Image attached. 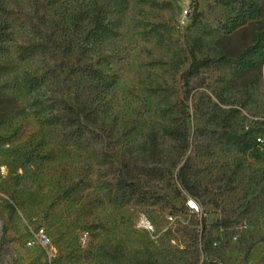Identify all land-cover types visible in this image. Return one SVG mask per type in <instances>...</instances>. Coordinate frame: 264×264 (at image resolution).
<instances>
[{"label": "rangeland", "instance_id": "374dc122", "mask_svg": "<svg viewBox=\"0 0 264 264\" xmlns=\"http://www.w3.org/2000/svg\"><path fill=\"white\" fill-rule=\"evenodd\" d=\"M1 1L11 10L31 11L25 0ZM85 1L67 0L71 6ZM257 1L262 16L228 31L234 7L216 0H130L119 34L105 46L103 68L118 76L103 106L110 135L106 143L88 147L63 142L60 131L41 123V115L28 107L30 96L11 90L15 80L46 68L40 58L20 57L18 46L29 41L31 32L21 18L15 21L10 50L0 57V134L9 137L0 144V264H259L264 259V240L255 242L264 235V194L259 193L264 145L257 158L222 151L205 157L198 136L199 127L212 126L207 115L213 108L219 113L220 104L241 109L237 129L244 121L264 137V123H256L264 120V0ZM185 8L189 17L182 27ZM196 12L202 15L196 18ZM188 45L198 49V58H255L258 65L243 71L225 64L204 68L185 83L181 73L191 61ZM60 78L38 90L40 100L72 94L77 82L64 74ZM172 101L189 112L182 117L192 142L187 152L195 156L200 210L188 208L192 196L175 195L176 179L154 183L165 193L158 205L119 207L110 198L113 165L143 158L151 136L168 163L177 155V144L164 134ZM144 213L156 233L137 228ZM168 214L176 219L170 221ZM222 218L226 227L216 225ZM202 223L209 230L206 243L201 242ZM41 228L50 243L29 244ZM115 245L127 256L113 252Z\"/></svg>", "mask_w": 264, "mask_h": 264}, {"label": "trees", "instance_id": "16d2710c", "mask_svg": "<svg viewBox=\"0 0 264 264\" xmlns=\"http://www.w3.org/2000/svg\"><path fill=\"white\" fill-rule=\"evenodd\" d=\"M25 1L31 6L29 12L21 9L11 10L0 0V57L8 54L15 21L21 18L31 34L28 42L18 46L19 55L22 59L40 58L46 68L39 74H27L24 80H15L10 86L11 90L21 97L28 94V107L41 115V123L56 127L63 142L86 147L95 142L106 143L110 130L103 117V106L109 90L117 83L118 76L103 68L108 62L105 46L111 38L119 34V27L129 8L130 0H87L75 6L68 4L67 0ZM216 2L226 7H234L235 13L227 18L228 31L248 20L258 19L263 14L257 0ZM200 15L201 12H196L195 17ZM188 46L191 61L181 73L185 83L200 76L204 68H218L225 64L243 71L249 66L258 65L255 58L238 59L228 55L198 58V49L193 45ZM255 52H259V49H255ZM62 74L77 82L72 94L47 95L44 100H40L38 90L49 81L57 83ZM216 105L220 107L219 113L213 108L207 115V120L212 126L198 128V136L204 140L201 146L202 156L211 157L222 151L250 158L259 157L262 150L257 140L259 134L254 127L246 128L244 121L239 129L235 127L241 109L236 106L226 109L220 104ZM167 106L171 122L165 128L164 134L175 141L178 153L168 163L157 137L151 136L143 145V158L127 157L113 165L115 180L110 185V198L119 207L128 203L160 204L165 198V193L154 185L159 181L171 182L176 179L179 184L174 188L176 196H182V192H185L197 199L200 195L201 187L194 179L195 156L188 155L187 152L192 146L190 132L186 130L185 117H182V112L187 116L189 112L174 101L168 102ZM256 123L259 125L264 123V120H256ZM8 140V136L0 134V144ZM259 193L264 194V185ZM9 205L11 210L16 211V204ZM225 221L226 219L222 218L216 225L226 227ZM208 232L207 225L202 223V243L207 242ZM262 240L264 235L255 242ZM113 252H117L121 257L127 256L125 248L119 245L113 247ZM262 261L264 259L259 264H262ZM210 262L216 264L213 260Z\"/></svg>", "mask_w": 264, "mask_h": 264}, {"label": "built area", "instance_id": "2783aa9c", "mask_svg": "<svg viewBox=\"0 0 264 264\" xmlns=\"http://www.w3.org/2000/svg\"><path fill=\"white\" fill-rule=\"evenodd\" d=\"M188 17H189V12L185 8V10H183V13H181V16H180V19H181V22H182V27H184L185 24L187 23ZM257 140H258V143L261 146L264 145V137L262 135H259ZM187 199H188L187 200V205H188V208L190 210H192L193 212L200 210L198 201L196 199H194L193 197H191V198L188 197ZM168 218H169L170 221H174L176 219V216L172 215V214H168ZM137 228H139L141 231H144V232L145 231L149 232V233H156L157 232L155 223L153 222L151 217L146 215L145 213L141 214L140 217L138 218ZM88 234L89 233L86 232L85 236L83 237L82 245H86L87 244V240H88V237H89ZM36 240L40 241L44 245H47V244L50 243V238L45 233L43 228L39 229L36 232L35 238L31 239L29 244L36 243Z\"/></svg>", "mask_w": 264, "mask_h": 264}, {"label": "bare ground", "instance_id": "6f19581e", "mask_svg": "<svg viewBox=\"0 0 264 264\" xmlns=\"http://www.w3.org/2000/svg\"><path fill=\"white\" fill-rule=\"evenodd\" d=\"M181 16V15H180Z\"/></svg>", "mask_w": 264, "mask_h": 264}]
</instances>
